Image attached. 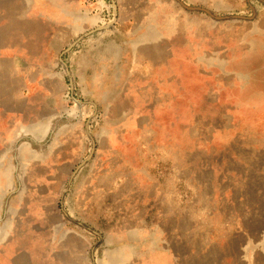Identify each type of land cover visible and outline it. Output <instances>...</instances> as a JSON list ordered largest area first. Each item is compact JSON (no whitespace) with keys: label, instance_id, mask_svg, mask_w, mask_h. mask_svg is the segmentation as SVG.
Listing matches in <instances>:
<instances>
[{"label":"rangeland","instance_id":"374dc122","mask_svg":"<svg viewBox=\"0 0 264 264\" xmlns=\"http://www.w3.org/2000/svg\"><path fill=\"white\" fill-rule=\"evenodd\" d=\"M0 0V264H264V0Z\"/></svg>","mask_w":264,"mask_h":264},{"label":"water","instance_id":"95a60500","mask_svg":"<svg viewBox=\"0 0 264 264\" xmlns=\"http://www.w3.org/2000/svg\"><path fill=\"white\" fill-rule=\"evenodd\" d=\"M111 1H112L113 6H114V9L116 10V5H115L114 1L113 0H111Z\"/></svg>","mask_w":264,"mask_h":264}]
</instances>
